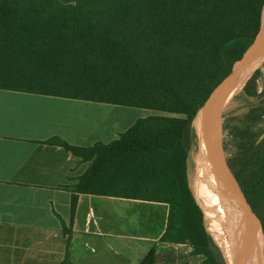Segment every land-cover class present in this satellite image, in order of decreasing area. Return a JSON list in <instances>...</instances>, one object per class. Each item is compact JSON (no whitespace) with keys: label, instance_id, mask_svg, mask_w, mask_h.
<instances>
[{"label":"trees","instance_id":"trees-1","mask_svg":"<svg viewBox=\"0 0 264 264\" xmlns=\"http://www.w3.org/2000/svg\"><path fill=\"white\" fill-rule=\"evenodd\" d=\"M264 0H0V88L147 108L116 139L61 145L87 170L78 194L163 203L162 240L220 264L189 185L194 118L258 34ZM255 70L226 117L229 163L264 236V90ZM251 99L253 102H251ZM151 247L138 264H156Z\"/></svg>","mask_w":264,"mask_h":264},{"label":"crops","instance_id":"crops-1","mask_svg":"<svg viewBox=\"0 0 264 264\" xmlns=\"http://www.w3.org/2000/svg\"><path fill=\"white\" fill-rule=\"evenodd\" d=\"M102 104L0 88V264H138L152 247L115 224L142 200L79 193L72 209L89 162L48 142L107 143L133 124L121 131V110Z\"/></svg>","mask_w":264,"mask_h":264},{"label":"water","instance_id":"water-1","mask_svg":"<svg viewBox=\"0 0 264 264\" xmlns=\"http://www.w3.org/2000/svg\"><path fill=\"white\" fill-rule=\"evenodd\" d=\"M263 57L264 12L261 27L256 37L243 55L234 62L231 68L223 74L211 89L199 114L198 130H195L197 137L195 155L196 158L199 156L203 161L197 165V161L194 160V170L201 173V178L204 182L202 190L207 198L209 214V218L206 219L205 212L202 209L205 218V228L217 247L220 264H235L240 248L239 231L236 225L232 223L231 207L227 196V183L231 179L235 182L236 180L233 176L228 152L224 144L225 107L229 99L236 94L234 91L246 70ZM263 136L264 133L261 137ZM202 138L203 142L201 141ZM202 148L204 149V156H202ZM226 234L229 235V240Z\"/></svg>","mask_w":264,"mask_h":264},{"label":"rangeland","instance_id":"rangeland-1","mask_svg":"<svg viewBox=\"0 0 264 264\" xmlns=\"http://www.w3.org/2000/svg\"><path fill=\"white\" fill-rule=\"evenodd\" d=\"M257 69L259 70L257 88L259 91H262L264 90V57L261 59L260 64L253 70V72ZM253 72L251 74H253ZM242 87L238 91H236V94L239 91H241ZM232 98L229 99L225 107V120L226 117L237 115L243 112L244 110V109L234 110L233 112L230 113L229 110L235 108V105L231 102ZM251 102H253L252 99ZM102 106H104L105 110L114 107L119 108V110H121V113L119 114L121 131H123L127 126L134 123L137 119L148 117L155 114H160L159 111L147 109V108H136V107H128L122 105H113V104H102ZM202 109L203 107L197 112L194 118V122L196 119L199 118V114ZM123 112H127V113H123ZM224 138H225V130H224ZM226 150L228 152V156H230L229 150L227 148ZM194 160L197 161L196 162L197 165L200 164L199 158H196V155L194 157ZM193 170H194V161L189 175V185L191 187V190L195 196L197 203L202 207V209L205 212L206 219H208L209 214L207 210V201L202 200L198 195L199 188H198V182H196V180H198V177L197 174L193 176ZM198 173L201 175L200 172ZM237 188L239 189L238 184H237ZM130 202L131 203H124L128 205L127 208L125 209L126 213L124 212L123 209L121 213H117L116 216L114 217L116 227L117 229H120V231L128 230L127 235L131 237L132 240L131 242H133L134 239H137L138 241L136 242H142V243L145 242L147 244L146 246L147 248L150 246V244L153 247H155L158 253L156 264H211V262L205 255L196 253L193 246L190 245V243L188 242L175 243V242H168L162 240V234L165 232L166 223H167L168 207L166 204L155 203V202L146 203V201L143 202L130 201ZM249 209L251 211L250 205H249ZM232 223L235 225L233 221ZM252 224H253V228L249 238L248 255L245 259L244 264H264V236H263L261 224L258 218L254 214L252 217ZM255 229H257L258 231L254 234ZM91 236L95 237L96 235L91 234ZM226 237L229 240L230 237L228 234H226ZM68 239H70V237H67L66 239L62 238L59 239L58 241L64 243ZM137 257H140V253L137 254ZM238 257L239 255H237L236 257L235 264H239ZM60 262L62 261L58 259V264H60Z\"/></svg>","mask_w":264,"mask_h":264},{"label":"bare ground","instance_id":"bare-ground-1","mask_svg":"<svg viewBox=\"0 0 264 264\" xmlns=\"http://www.w3.org/2000/svg\"><path fill=\"white\" fill-rule=\"evenodd\" d=\"M260 61L261 60L256 61L253 65H251L246 70L242 80L240 81V83L238 84L234 92L238 91L242 87L245 80L250 76L253 70L260 64ZM194 127H195V130L196 129L198 130L199 118L195 120ZM201 141L203 142V138L201 139ZM201 152H202V156H204L203 148ZM197 158H199V162L202 163L203 160L199 156ZM195 174H197V177H198V180H196V182H198V188H199L198 195L202 200L207 201L206 195L204 194L202 190V186L204 182L201 178V175L197 171L193 170V176ZM227 196H228V202L231 207L230 212L232 215V221L235 223L239 231L238 232L239 236H240L239 237L240 238V248L238 251V255H239L238 263L244 264L245 259L248 255L249 238H250L252 228H253V224H252L253 214L249 209L248 202L242 197L240 190L237 188L236 182L232 179L227 183ZM257 231L258 230L255 229L254 234Z\"/></svg>","mask_w":264,"mask_h":264}]
</instances>
